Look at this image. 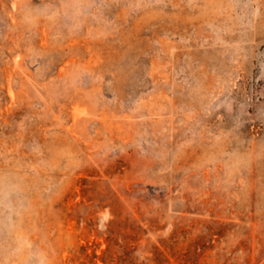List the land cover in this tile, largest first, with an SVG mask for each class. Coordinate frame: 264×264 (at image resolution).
Returning <instances> with one entry per match:
<instances>
[{"label":"rangeland","instance_id":"rangeland-1","mask_svg":"<svg viewBox=\"0 0 264 264\" xmlns=\"http://www.w3.org/2000/svg\"><path fill=\"white\" fill-rule=\"evenodd\" d=\"M0 264H264V0H0Z\"/></svg>","mask_w":264,"mask_h":264}]
</instances>
